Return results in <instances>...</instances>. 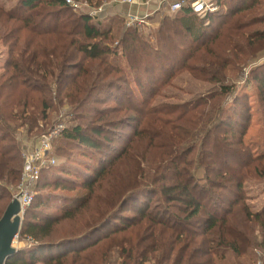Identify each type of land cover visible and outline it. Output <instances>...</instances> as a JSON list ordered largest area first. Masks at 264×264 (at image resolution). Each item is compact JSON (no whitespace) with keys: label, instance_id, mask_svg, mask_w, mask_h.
Wrapping results in <instances>:
<instances>
[{"label":"trees","instance_id":"trees-1","mask_svg":"<svg viewBox=\"0 0 264 264\" xmlns=\"http://www.w3.org/2000/svg\"><path fill=\"white\" fill-rule=\"evenodd\" d=\"M216 3L204 16L165 15L153 43L66 0L0 2V219L13 199L6 185L22 178L23 140L51 131L66 105L84 114L53 148L80 157L42 169L18 236L29 246L6 264H222L229 252L264 248V207L252 210L245 190L248 178L264 179V153L245 161L231 142L204 146L237 92L233 77L264 51V0ZM176 69L215 88L158 101L171 81L142 78ZM251 71L264 109V64ZM135 123L117 152L116 131Z\"/></svg>","mask_w":264,"mask_h":264},{"label":"rangeland","instance_id":"rangeland-1","mask_svg":"<svg viewBox=\"0 0 264 264\" xmlns=\"http://www.w3.org/2000/svg\"><path fill=\"white\" fill-rule=\"evenodd\" d=\"M16 0H0L5 6L10 7ZM165 15H160L154 17L151 20V24L148 26L139 27L140 31L145 35L147 39L151 42H155L157 39V29ZM218 24L215 23L212 27L207 29V35L210 37L217 29ZM185 46H189L187 42L184 43ZM3 47L0 46V75L3 72L2 66L4 63L5 54L3 53ZM264 64V51L256 57V59L250 61L241 73H238L233 77L234 83H236L237 92L233 95L228 96L224 104L223 115L221 116L220 122L216 125L209 133L205 139V148H211L216 142H231L237 146L242 158L246 161L250 155H259L264 153V109L261 107L258 90L256 85L251 82V70L257 68L258 66ZM170 67V66H169ZM171 69V68H170ZM143 81H158L153 82V86L158 88L162 81H171L169 85L164 86L161 89L160 95L157 97L158 101L166 102H185L190 101L199 95H203L208 91L215 88L213 84L204 82L195 78L188 70H178L176 69L173 74V78L168 79V75L164 73L157 72L154 74L145 75L142 78ZM132 84L136 80H132ZM163 83V82H162ZM252 83L253 85H248ZM125 86V85H124ZM126 87V86H125ZM149 95V94H148ZM147 97V95H146ZM69 106L62 107L59 114L56 116L57 125L56 127L64 124L65 127L70 126L74 121L73 117L84 115L83 112L77 111V113L69 112ZM73 114V115H72ZM251 115V122L249 126L247 125V118ZM81 119L78 118L77 121ZM137 123L133 126H125L116 132L119 134V139L117 142V152L128 143L131 138L134 137L136 129H138ZM247 127L243 141H240V134ZM60 135V134H59ZM59 135L53 139V148L56 149V144L60 142L57 141ZM27 137V136H26ZM35 138L24 139L23 145L27 147L28 143ZM25 141V142H24ZM61 153V151H58ZM79 158V150L74 147H69L67 153L63 156L56 153V164L59 165L64 158L70 159ZM13 195L15 193L17 185H6ZM245 190L249 197L248 203L252 210L259 211L264 207V179L261 178H248L245 182ZM68 226H65L66 228ZM14 246L20 250L29 246L26 240H19L17 237ZM114 260L121 262L118 256L113 255ZM222 264H264V248L255 247L250 250L249 253L243 256H236L235 254L229 252L227 257ZM41 264V263H40ZM146 264H155L154 261H150Z\"/></svg>","mask_w":264,"mask_h":264},{"label":"built area","instance_id":"built-area-1","mask_svg":"<svg viewBox=\"0 0 264 264\" xmlns=\"http://www.w3.org/2000/svg\"><path fill=\"white\" fill-rule=\"evenodd\" d=\"M67 3L77 13H83L91 16L95 20H102L107 14L109 4L130 5L137 7H149L155 3L152 11H146L145 14L129 13L124 16L127 27H142L151 24L154 17L160 15H175L184 9H190L196 14L206 15L219 9L216 0H107L99 6H94L86 0H66ZM49 131L39 134L28 143L23 150V172L20 183L17 185L13 199H18L22 211L31 205L34 198V186L41 175V171L48 165L56 164V157L53 154V139L57 137L64 129V123Z\"/></svg>","mask_w":264,"mask_h":264},{"label":"water","instance_id":"water-1","mask_svg":"<svg viewBox=\"0 0 264 264\" xmlns=\"http://www.w3.org/2000/svg\"><path fill=\"white\" fill-rule=\"evenodd\" d=\"M23 218L24 212L18 199H12L0 219V264H6L18 251L14 243L19 236Z\"/></svg>","mask_w":264,"mask_h":264},{"label":"crops","instance_id":"crops-1","mask_svg":"<svg viewBox=\"0 0 264 264\" xmlns=\"http://www.w3.org/2000/svg\"><path fill=\"white\" fill-rule=\"evenodd\" d=\"M155 3H151L149 7H137V6H130V5H120V4H109L107 9V14L102 21H105L107 18L110 17H117L124 19L129 13L133 14H145L146 11H152ZM125 20V19H124ZM40 264V263H39Z\"/></svg>","mask_w":264,"mask_h":264}]
</instances>
